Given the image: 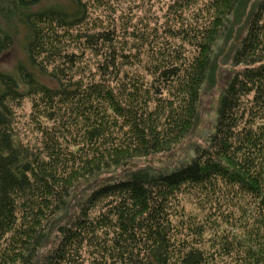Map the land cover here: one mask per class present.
Instances as JSON below:
<instances>
[{"label": "trees", "instance_id": "1", "mask_svg": "<svg viewBox=\"0 0 264 264\" xmlns=\"http://www.w3.org/2000/svg\"><path fill=\"white\" fill-rule=\"evenodd\" d=\"M41 1L0 0L1 17L25 25L28 54L17 74L0 69V264H35L78 184L182 143L240 2L206 0L185 15L191 0H177L164 24L133 29L130 41L111 22L90 28L91 8L121 0ZM13 43L0 24V57ZM234 64L215 131L193 159L98 185L41 264H264V0ZM26 116L34 132L23 141L15 126Z\"/></svg>", "mask_w": 264, "mask_h": 264}, {"label": "rangeland", "instance_id": "2", "mask_svg": "<svg viewBox=\"0 0 264 264\" xmlns=\"http://www.w3.org/2000/svg\"><path fill=\"white\" fill-rule=\"evenodd\" d=\"M175 1L177 0H121L111 11L105 10L104 7L96 6L91 8L90 28H93V30L104 28L110 25L111 22L112 26L118 25L119 35H125L126 39L132 41L134 37H137L135 31H150L164 24L167 17L171 15L172 6L175 8L177 5ZM56 2L67 4L68 0H42L39 6ZM258 2L259 0H240L230 15L229 25L224 36L217 41L213 48L212 61L200 94L194 126L182 143L171 151L154 154L136 159L128 164L105 169L98 176L91 177L87 182L78 184L67 199L66 209L58 213L53 219L35 264H41L43 255L55 245L58 227L74 216L78 209V204L98 185L125 179L133 173L142 170H147L149 173L171 172L190 162L195 156V150L198 146H205L210 135L215 131L222 94L233 74L241 68V66L234 64V58L242 39L247 34L249 21ZM206 3V0H191L183 7L185 15L202 13L201 11L199 12V7L204 6ZM109 12H112V14ZM123 20H127L132 26L123 29V25H121ZM0 24L14 38L12 47L0 57V69L17 74L20 64L28 65L26 27L18 19L6 20L1 15ZM38 76L48 84H52L49 77L41 74H38ZM30 107L31 103L29 100H25L23 104L24 112H29ZM28 122L30 123L29 125L27 124ZM16 123L15 131H19L20 138L26 141L34 132V126L28 121V116L24 119H16ZM194 200L193 197H186L185 201L188 210H199Z\"/></svg>", "mask_w": 264, "mask_h": 264}]
</instances>
